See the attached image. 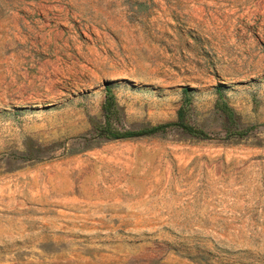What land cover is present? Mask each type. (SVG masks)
<instances>
[{
	"label": "rangeland",
	"instance_id": "1",
	"mask_svg": "<svg viewBox=\"0 0 264 264\" xmlns=\"http://www.w3.org/2000/svg\"><path fill=\"white\" fill-rule=\"evenodd\" d=\"M0 264H264V0H0Z\"/></svg>",
	"mask_w": 264,
	"mask_h": 264
},
{
	"label": "trees",
	"instance_id": "2",
	"mask_svg": "<svg viewBox=\"0 0 264 264\" xmlns=\"http://www.w3.org/2000/svg\"><path fill=\"white\" fill-rule=\"evenodd\" d=\"M103 85L105 96L101 103L102 117L98 120H93L92 131L94 136L102 139H124L164 133L169 129L175 128L193 137H209V133L204 128L189 120L191 95L193 92V89L189 86H183L181 89L183 98L176 109V117L174 119L153 124H144L139 127H127L122 123L121 108L112 91L113 82L111 80H105ZM215 88L217 97L214 102V108L224 119L225 134L229 137L249 134L257 125L248 124L240 126L237 122L235 110L224 96L222 86L216 85Z\"/></svg>",
	"mask_w": 264,
	"mask_h": 264
}]
</instances>
